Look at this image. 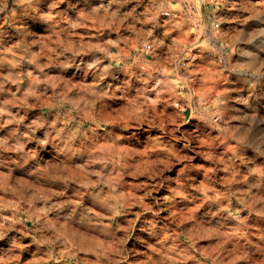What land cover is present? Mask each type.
<instances>
[{
	"label": "rangeland",
	"instance_id": "1",
	"mask_svg": "<svg viewBox=\"0 0 264 264\" xmlns=\"http://www.w3.org/2000/svg\"><path fill=\"white\" fill-rule=\"evenodd\" d=\"M263 62L264 0H0V264H264Z\"/></svg>",
	"mask_w": 264,
	"mask_h": 264
},
{
	"label": "clouds",
	"instance_id": "2",
	"mask_svg": "<svg viewBox=\"0 0 264 264\" xmlns=\"http://www.w3.org/2000/svg\"><path fill=\"white\" fill-rule=\"evenodd\" d=\"M6 7V5H5ZM243 15V14H241ZM258 21L256 20H250V21H241V24L243 25L244 28L250 27L252 24L257 23ZM93 65L89 64L88 69H92ZM76 70H80V65L76 66ZM54 127V124H53ZM260 129H264V124L260 125L257 131ZM64 131L63 128L57 129L55 132V136L52 137L51 141L46 139L44 141H41V147L44 150V152L48 155H59V154H77L81 153L83 149L87 147V140L84 138L81 139H75V133L71 134H65L61 135V133ZM106 135H111L113 134L110 130L105 131ZM136 135L135 132H131L128 134V137H134ZM19 147V146H18ZM35 152H30L27 155L23 156L22 158H18L15 163L19 166H23L28 163V156H35ZM0 163H5L4 161L0 160ZM75 211V209H73ZM155 250V249H154Z\"/></svg>",
	"mask_w": 264,
	"mask_h": 264
},
{
	"label": "bare ground",
	"instance_id": "3",
	"mask_svg": "<svg viewBox=\"0 0 264 264\" xmlns=\"http://www.w3.org/2000/svg\"><path fill=\"white\" fill-rule=\"evenodd\" d=\"M261 23V22H260ZM263 23V22H262ZM253 29H254V27H252ZM256 29V28H255ZM261 29V28H260ZM260 36V35H259ZM256 37V36H255ZM253 40H255V39H253ZM245 44V43H244ZM242 55V54H241ZM245 55V54H244ZM248 62V61H247ZM262 63V62H261ZM263 64H264V62H263ZM239 67V66H238ZM243 66H241V68H242ZM258 69V68H257ZM253 70H255V69H253ZM257 71V70H256ZM217 221V220H216ZM226 223V222H225ZM217 225V224H216ZM254 225H256V224H254ZM237 226V225H236ZM227 227V226H226ZM232 230H235V229H232ZM224 231H226V230H224ZM237 232V231H236ZM261 234L263 233V231L262 232H260ZM231 234V233H230ZM235 234H237V233H235ZM228 239H229V237H228ZM226 240V239H225ZM222 244V243H221ZM228 247V246H227ZM225 248V247H224ZM231 248V247H230ZM234 251V250H233ZM228 253V252H227ZM224 254H225V252H224ZM230 257V256H229ZM227 258V257H226ZM231 258H233V257H231ZM235 258V257H234ZM228 259V258H227ZM235 260V259H234Z\"/></svg>",
	"mask_w": 264,
	"mask_h": 264
},
{
	"label": "built area",
	"instance_id": "4",
	"mask_svg": "<svg viewBox=\"0 0 264 264\" xmlns=\"http://www.w3.org/2000/svg\"><path fill=\"white\" fill-rule=\"evenodd\" d=\"M165 14L167 15V14H168V12H165ZM216 27H219V23H216Z\"/></svg>",
	"mask_w": 264,
	"mask_h": 264
}]
</instances>
